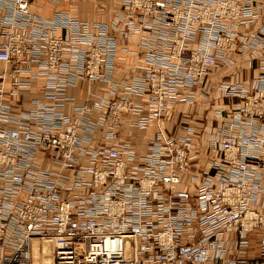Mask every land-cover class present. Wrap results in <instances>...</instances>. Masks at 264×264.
Returning a JSON list of instances; mask_svg holds the SVG:
<instances>
[{
  "label": "built area",
  "instance_id": "built-area-1",
  "mask_svg": "<svg viewBox=\"0 0 264 264\" xmlns=\"http://www.w3.org/2000/svg\"><path fill=\"white\" fill-rule=\"evenodd\" d=\"M117 1L105 24L0 0V264H264L262 4ZM120 50L140 63L115 79ZM23 74L45 81L13 115ZM79 80L109 95L69 115Z\"/></svg>",
  "mask_w": 264,
  "mask_h": 264
},
{
  "label": "crops",
  "instance_id": "crops-1",
  "mask_svg": "<svg viewBox=\"0 0 264 264\" xmlns=\"http://www.w3.org/2000/svg\"><path fill=\"white\" fill-rule=\"evenodd\" d=\"M256 2H259L262 4V17L259 21V24H264V0H255ZM100 4L99 10L95 9V5ZM75 6L71 5V3L68 2H61L58 5H52L47 0H31L30 4V11L32 7L35 8H41L46 9L47 14L45 15H37L42 18H50L54 13L62 12V13H72L75 14V16L82 21L86 22H104L105 24H110V22L113 19V16L116 14L117 11L121 10L120 2L117 0H75L74 2ZM108 4L109 7H106ZM105 7H103V6ZM73 7H76V10H74ZM97 11V12H96ZM32 13V12H31ZM33 14V13H32ZM103 16V18H102ZM111 30V28L109 27ZM116 37H121L120 35L116 34ZM120 42V41H119ZM119 55L122 56L123 61H119L117 65L116 70V76L115 79L124 76L128 77L133 72V66L140 63V61L133 56H129L125 54L123 51H119ZM1 68V67H0ZM35 70V69H33ZM247 71V70H246ZM35 73V72H34ZM34 73L32 76H35ZM237 80L245 81L247 78L251 76V72L248 71V73H245L244 75L241 74L239 76L236 74ZM20 80L23 82H27L29 84L28 88H21L18 90V94L16 96H10L8 91H6V97L8 100L15 106L12 110L13 115H17L18 113L22 111H28L31 109V98L38 96V92L41 89L42 84L45 81L44 76L38 75L36 78H29L26 75H21ZM221 79H214V81L207 82V85L209 87L214 86L216 82H218ZM212 82V83H211ZM7 85V84H5ZM66 94L68 97L72 98V101H69L66 105V111L69 115H73L74 107L80 105L83 100H85L88 96L91 97H108L109 95V85L105 82H87L85 80H79L76 85L70 86L67 88ZM216 95L218 97V93L216 92L214 94V91L212 92V96L214 97ZM211 99H208V102ZM19 103V104H18ZM208 105V103H207ZM132 117L129 116L128 119H131ZM126 133L129 132V129H125ZM130 132L133 134L134 138L132 140L134 146L136 147L137 151H142L144 148V144L148 138L151 137L153 134L152 130H148L147 132H141L130 129ZM254 255V254H253Z\"/></svg>",
  "mask_w": 264,
  "mask_h": 264
},
{
  "label": "rangeland",
  "instance_id": "rangeland-1",
  "mask_svg": "<svg viewBox=\"0 0 264 264\" xmlns=\"http://www.w3.org/2000/svg\"><path fill=\"white\" fill-rule=\"evenodd\" d=\"M74 2H75V0H70L68 3H71V5L75 6ZM109 5L110 4H108L106 7H109ZM100 6L101 5L98 3L97 5H95V9L96 10H99V7ZM103 7H105V6H103ZM73 8H74V10H76V7H73ZM31 12L33 14H37V15H40V16L47 14L46 9H41V8L39 9V8H35V7H32L31 8ZM73 15H75V14H73ZM102 18H103V16H102ZM238 65H240V63H238ZM0 67H2V65H0ZM245 73H248V71H246V70H243L242 71V69H240L238 67H233V68H216V71L212 72L209 78H210V81L213 82L214 79H216V78L217 79L218 78L219 79H229L230 77L233 76V74H238L239 76H241V74L244 75ZM207 103H208V100L207 99H200L198 101V106L199 105L202 106V107L199 106V108L201 107L200 111L204 112L205 114L208 111H210V107L207 105ZM260 246H261L260 239H256L254 242H252V247H253L252 255L253 254H255V256L258 255V250H259ZM45 249H46V251H49L47 249V247ZM48 256H49V254H48ZM45 263L46 264H49L50 263V258L49 259H45Z\"/></svg>",
  "mask_w": 264,
  "mask_h": 264
},
{
  "label": "bare ground",
  "instance_id": "bare-ground-1",
  "mask_svg": "<svg viewBox=\"0 0 264 264\" xmlns=\"http://www.w3.org/2000/svg\"><path fill=\"white\" fill-rule=\"evenodd\" d=\"M75 16V15H74ZM47 247V249L49 250V251H46V249H44V256H45V258H44V264H45V259H49V256H48V254H50V252H51V250H50V247L47 245V244H45L44 245V248H46ZM34 255H35V258H36V260H41V254H40V250L36 247V246H34Z\"/></svg>",
  "mask_w": 264,
  "mask_h": 264
}]
</instances>
